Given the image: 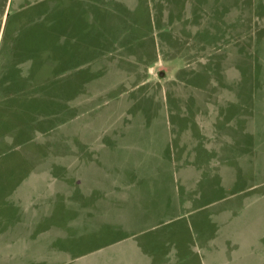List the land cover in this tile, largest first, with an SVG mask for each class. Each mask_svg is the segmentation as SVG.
Wrapping results in <instances>:
<instances>
[{"label": "rangeland", "instance_id": "1", "mask_svg": "<svg viewBox=\"0 0 264 264\" xmlns=\"http://www.w3.org/2000/svg\"><path fill=\"white\" fill-rule=\"evenodd\" d=\"M214 130L264 165V0H0V264H254L174 218Z\"/></svg>", "mask_w": 264, "mask_h": 264}, {"label": "crops", "instance_id": "2", "mask_svg": "<svg viewBox=\"0 0 264 264\" xmlns=\"http://www.w3.org/2000/svg\"><path fill=\"white\" fill-rule=\"evenodd\" d=\"M249 101L253 106V95ZM252 124L254 130L257 125ZM224 127L227 128L225 123ZM212 133L199 160L194 162V157L185 155L184 159H179L183 167L173 170L174 218L179 222L186 220L189 232L201 242V253L210 255L215 246L223 255L232 249L245 250L252 255L254 264H263L264 165L261 155L257 154L252 137H247V131L237 136L231 132L226 134L224 130Z\"/></svg>", "mask_w": 264, "mask_h": 264}]
</instances>
